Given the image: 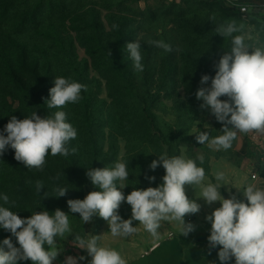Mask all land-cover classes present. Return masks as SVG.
Here are the masks:
<instances>
[{
	"label": "clouds",
	"instance_id": "obj_1",
	"mask_svg": "<svg viewBox=\"0 0 264 264\" xmlns=\"http://www.w3.org/2000/svg\"><path fill=\"white\" fill-rule=\"evenodd\" d=\"M112 27L116 29L119 26L113 24ZM245 27V23L235 18L217 25L215 33L224 39H231V50L224 52L215 64L214 77L202 75V86L195 93L196 99L202 101L200 109L210 111L222 124V134L211 136L207 130L197 131L195 139L200 145L217 151L231 149L238 134H264V45L253 47L246 43L243 35ZM147 44L165 53L173 51L164 40L149 39ZM124 47L133 70L143 72L141 42L135 40ZM209 80L210 86L204 87ZM86 90L85 84L56 76L54 86L49 89V98L44 103L49 110L63 109L67 104L79 103L81 92ZM208 127L205 124V128ZM77 135V129L67 122V114L63 110H56L43 118L36 111L24 119L13 115L0 132V156H3L7 146H11L15 150L16 161L29 170L43 171L49 154L68 157L77 151L74 147L69 148V142ZM203 164L202 155L191 159L161 153L149 168L154 171L162 165L165 170L163 182L158 187H134L126 196L122 189L128 186L125 183L129 180L127 163L117 160L112 166L89 167L86 175L99 190L89 192L82 200L69 199V212L78 213L83 224L91 222L94 216L102 218L113 237H130L137 233L138 228L133 226V221L156 239L160 237L162 222L175 223L180 235L187 237L195 230V225L186 223L185 217L201 209L196 199H189L186 194L185 186H191L197 199L202 198L208 205L220 203V207L206 216V220L211 223L207 237L210 249L219 246L217 255L221 264H230L233 258L235 264H264V188L248 183L242 189L235 187L242 192L244 200L232 194L231 188L228 189L229 198H225L221 194L222 186L229 185L225 173L216 171L215 182L205 183ZM61 175L64 173H58L55 179L59 180ZM148 179L155 181L156 178L151 176ZM43 188V181L37 180L36 192L40 193ZM68 190L64 186H55L54 197H63ZM47 197L45 192L44 198ZM0 200L3 201L0 205V228L11 233L0 247V264H18L29 260L31 264H53L61 254L57 238L64 240L70 235L74 236V246L86 250L91 257L88 264H127L120 252L100 245V235H73L69 214L61 209L57 208L53 213L46 210L33 212L30 217L21 218L11 210L16 206L15 200H10L7 194L0 195ZM125 201L131 206L129 219H123L119 214V208ZM12 237H15V244ZM85 259L84 256H68L63 264H78Z\"/></svg>",
	"mask_w": 264,
	"mask_h": 264
},
{
	"label": "trees",
	"instance_id": "obj_2",
	"mask_svg": "<svg viewBox=\"0 0 264 264\" xmlns=\"http://www.w3.org/2000/svg\"><path fill=\"white\" fill-rule=\"evenodd\" d=\"M109 1L0 0V42H6L1 58L9 57L8 64L0 67L4 72L0 79V127H4L13 115L24 119L36 111L43 118L63 110L67 122L78 132V141L69 142V148L74 147L77 151L68 157L49 154L43 171L17 165L16 175L22 170L32 176L28 180L15 178L7 189L12 192L10 200L16 201L11 210L18 215L30 217L33 212L46 210L53 213L59 208L70 214L73 228L72 217L79 214L69 212L67 201L82 200L86 185L92 191L99 190L86 172L89 167L112 166L118 160L119 138L126 142L123 160L128 164L129 180L125 181L128 184L125 196L134 187H158L163 182L165 170L162 165L151 170L149 177L155 176V181H150L142 169L158 159L159 154L180 155V145L185 143L181 130L174 131L166 121L161 127L153 114V105L148 103V99L156 98L160 92L151 87L142 91L131 80L125 83L120 80L133 73L131 67L113 63L126 51L129 13L124 11L125 7L119 9ZM206 1L240 19L264 23L263 14L258 18H246L222 1ZM102 11L107 12L106 25ZM113 24L119 27L114 29ZM76 43L85 50L91 65L87 59H78ZM16 54L18 57L14 58ZM90 67L106 81V99L100 97V87L93 84ZM56 76L71 78L87 86V90L81 92L79 103L67 104L63 109L47 108L44 101L49 98V89L54 86ZM122 115L125 120L120 125ZM14 156L15 150L7 146L2 157L10 159ZM187 156L194 159L190 152ZM205 172L209 173V165ZM58 173L64 175L56 180ZM37 180L43 181L45 186L40 193L35 189ZM55 186L69 190L63 197H54ZM5 192V188L0 187V195ZM45 192L47 198H44ZM119 214L123 219L131 217V206L126 201L121 204ZM137 224L133 221V226ZM78 263L82 264V261Z\"/></svg>",
	"mask_w": 264,
	"mask_h": 264
},
{
	"label": "rangeland",
	"instance_id": "obj_3",
	"mask_svg": "<svg viewBox=\"0 0 264 264\" xmlns=\"http://www.w3.org/2000/svg\"><path fill=\"white\" fill-rule=\"evenodd\" d=\"M109 2L119 9L125 7L124 11L129 13L128 38L124 45L139 40L144 56V71L133 70L131 76L120 80L123 83L126 80H131L142 91L151 87L160 92L156 98L148 99V103L153 105V114L161 127L162 122L166 121L174 131L178 128L181 130V137L185 143L180 145V155L187 158L188 152H190L194 159L201 155L204 156L202 165L204 168L213 158L240 155L235 147L243 134H238L233 147L227 151H217L207 145H200L196 141L194 133L197 131L207 130L211 136L222 134L220 132L222 124L216 121L210 111L200 109L199 105L202 101L196 99L195 93L202 86L200 84L202 75L207 74L214 77L215 64L218 63L224 52L231 50V39H224L215 33L217 25L229 18H235L238 22L245 23L246 27L243 33L245 41L255 47L264 45V23L257 20L240 19L206 0H110ZM106 13V11H102L105 25L107 24ZM149 39L164 40L172 46L173 51L165 53L162 49L150 46L147 44ZM5 43L0 42V67H5L9 62V57L1 58L2 54L4 55ZM76 53L79 60L87 59L88 64L91 65V60L85 54V50L77 43ZM126 53L127 51H124L113 63L133 69L132 62ZM17 57V54L14 55V58ZM89 72L90 77L94 79L93 84L100 87V97L106 99V81L91 67ZM3 73L0 71V79L3 78ZM210 84L211 80L203 86L209 87ZM221 99H227V97H221ZM124 120L125 117L122 115L119 118V124L121 125ZM205 124L209 125L207 129ZM3 129L4 127H0V132ZM4 134L6 135V133ZM76 140L78 141L77 138ZM118 143V160L124 162L126 142L119 138ZM79 146L82 147L81 144ZM197 163L199 164L198 161ZM17 165L23 166L14 157L8 159L0 156V187L5 188V194L9 197L12 196V192L7 189L15 178L28 180L32 177L22 170H19L16 175ZM135 166L141 167L137 164ZM142 169L147 178L152 174L149 165ZM91 191V188L86 185L83 190V199ZM122 191L125 194V188ZM0 203L3 204V201L0 200ZM19 216L28 218L24 215ZM104 222L106 223L102 218L94 216L91 222L83 224L79 215H75L72 217L73 235H83L84 233L100 235ZM10 236L11 233L0 228V247H3V240ZM73 239L72 235L64 240L57 238V247L61 254L53 264H63L68 256L77 258L81 256L82 249L74 246ZM12 240L15 244V237H12ZM111 248L115 249L114 246ZM18 264H31V261H20Z\"/></svg>",
	"mask_w": 264,
	"mask_h": 264
},
{
	"label": "crops",
	"instance_id": "obj_4",
	"mask_svg": "<svg viewBox=\"0 0 264 264\" xmlns=\"http://www.w3.org/2000/svg\"><path fill=\"white\" fill-rule=\"evenodd\" d=\"M236 1L264 4V0ZM235 149L240 155L219 156L209 160V173L206 174L205 183L215 182L214 173L223 171L229 185L222 186L221 194L229 198L228 189L231 188L232 194L244 200L242 192L237 188L242 189L248 183L264 188V134H243ZM185 190L189 199H196L201 205L198 213L185 217L186 223L191 222L195 225V230L187 237L180 235L175 223L169 222H162L159 239L153 238L139 223L136 225L137 233L132 236L113 237L107 222H104L100 233V245L109 248L114 246L115 250L127 260V264H221L217 255L219 246L210 249L207 237L210 235L211 223L206 220V216L220 207V203L208 205L202 198L197 199L196 191L191 186L186 185ZM197 195H199L198 191ZM81 256L86 257L82 264H88L91 260L84 249ZM230 264H235L234 258Z\"/></svg>",
	"mask_w": 264,
	"mask_h": 264
},
{
	"label": "built area",
	"instance_id": "obj_5",
	"mask_svg": "<svg viewBox=\"0 0 264 264\" xmlns=\"http://www.w3.org/2000/svg\"><path fill=\"white\" fill-rule=\"evenodd\" d=\"M222 3L230 7L231 9L237 10L243 17L258 18L259 14L264 15V4L256 2H239L236 0H219Z\"/></svg>",
	"mask_w": 264,
	"mask_h": 264
}]
</instances>
